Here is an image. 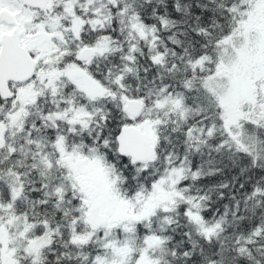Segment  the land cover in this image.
<instances>
[{"label": "snow or ice", "instance_id": "snow-or-ice-1", "mask_svg": "<svg viewBox=\"0 0 264 264\" xmlns=\"http://www.w3.org/2000/svg\"><path fill=\"white\" fill-rule=\"evenodd\" d=\"M151 4L0 0V28L31 9L56 46L24 45L33 71L0 89V264H264V69L244 71L264 0ZM73 155L114 177L121 214L97 216Z\"/></svg>", "mask_w": 264, "mask_h": 264}, {"label": "trees", "instance_id": "trees-1", "mask_svg": "<svg viewBox=\"0 0 264 264\" xmlns=\"http://www.w3.org/2000/svg\"><path fill=\"white\" fill-rule=\"evenodd\" d=\"M180 2L181 4H184L189 2V0H180ZM172 3L173 0H159V2H157V0H152V4L149 5V7L155 5L158 10L163 11V9L166 6L171 8ZM251 19H252V25L250 31L255 33L256 37L258 38V42L264 41V7H256L254 9ZM48 37L49 38H44V39L45 40L48 39V41H50L49 43H47L49 48L46 49V47L43 45L44 53L38 55L40 57L50 58L55 51L56 46L52 43L51 35H49ZM257 58H259V51H257L256 53H252V56L248 58L249 61L247 62L245 66L246 69H244V71H253L259 73L262 69H264V65H261L260 61L257 60ZM244 80L245 83H247V76H244ZM23 87H24V91L22 94L27 96L29 99H31L32 90L27 86H23ZM38 116L39 113L35 112L34 110V115L32 118H36ZM37 123H39L38 119H37ZM20 142L23 143L22 140ZM41 147H43V144L41 145ZM45 150L49 151L50 156L52 155L50 149H45ZM5 155H6L5 153L0 152V161L4 160ZM227 155L228 154L226 153L225 163H230L227 160ZM80 161H82V165L84 166V169L80 167L81 165L79 166ZM27 163H31V153H29V159ZM62 163L63 166L68 167L70 171L73 173V175L77 178V180L87 188L88 193L92 197V199L94 195L100 194V196L98 197L102 200L100 202H96L97 200L95 201L93 199L94 206L98 205L99 208L103 210V212H105L106 210H110L111 215L121 214V209L117 206V201L115 197V192L116 190H118L119 184L114 183V177H110L109 171L107 169L103 168V166L99 165L98 163L93 162L91 160H86L79 155H73L71 158L65 159ZM95 164L97 165L96 168H95ZM92 166H94V168ZM78 169L82 171H79ZM237 171L238 168H231V169L224 168L223 173L216 178L230 180L232 173ZM33 178L36 179L38 183L41 179V177H39L38 175H34ZM213 199H215V196H213ZM226 202H227V198L225 197V200L220 203H226ZM220 203L214 205V207L220 206ZM221 211H223L222 207H221ZM260 211H264V209L258 208L257 213H259ZM228 231L229 232L232 231L231 226L228 227ZM57 247H59V245H57ZM47 255H48V260L45 261L44 264H50L55 254L47 253ZM83 259H84L83 256L77 257L75 264H80V262L83 261Z\"/></svg>", "mask_w": 264, "mask_h": 264}, {"label": "water", "instance_id": "water-1", "mask_svg": "<svg viewBox=\"0 0 264 264\" xmlns=\"http://www.w3.org/2000/svg\"><path fill=\"white\" fill-rule=\"evenodd\" d=\"M32 3L44 5L46 0H31ZM7 19H12L9 14H6ZM0 41L4 42V48L0 49L4 53L3 61L0 62V89L7 90V81H23L31 71H33L35 61H28L21 55L22 45L19 39L17 30L10 34H2ZM146 138L141 135L135 137V143L138 148H143L146 144ZM96 214L99 218H105L111 214L110 210H106L104 214L99 212L98 206H94Z\"/></svg>", "mask_w": 264, "mask_h": 264}, {"label": "rangeland", "instance_id": "rangeland-1", "mask_svg": "<svg viewBox=\"0 0 264 264\" xmlns=\"http://www.w3.org/2000/svg\"><path fill=\"white\" fill-rule=\"evenodd\" d=\"M12 15L16 19L17 29L20 32L22 44L27 45L28 47L35 48L37 50L38 55L43 54L44 53V49H43L44 46L46 47V49H48L49 46L47 45V43L50 42V41H48V39L45 40L44 38H49V37L48 36H42L40 33L31 34L30 31H26L25 26L27 24H30V20L32 17L31 13L28 11H25V10H16V11L12 12ZM2 32H8L9 33V31L7 29L0 28V34ZM250 56H252L251 52L249 53V57ZM257 60H259V58H257ZM245 69H246V67H245ZM79 166L84 169V166L82 165V161L79 162ZM96 166L97 165L95 164V168H96ZM92 167L94 168V166H92ZM78 170L82 171L80 169H78ZM98 196H100V194L93 196V199L95 201L97 200L96 202H100L102 200Z\"/></svg>", "mask_w": 264, "mask_h": 264}, {"label": "flooded vegetation", "instance_id": "flooded-vegetation-1", "mask_svg": "<svg viewBox=\"0 0 264 264\" xmlns=\"http://www.w3.org/2000/svg\"><path fill=\"white\" fill-rule=\"evenodd\" d=\"M21 10H25V9H21ZM26 11V10H25ZM11 15H12V13H10ZM13 16V15H12ZM14 17V16H13ZM14 19H15V17H14ZM15 22H16V19H15Z\"/></svg>", "mask_w": 264, "mask_h": 264}]
</instances>
